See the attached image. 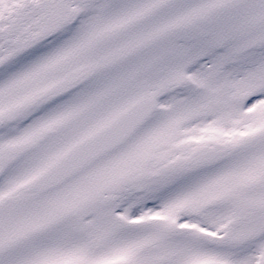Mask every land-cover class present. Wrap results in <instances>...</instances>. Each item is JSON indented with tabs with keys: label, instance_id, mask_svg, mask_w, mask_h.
<instances>
[{
	"label": "snow or ice",
	"instance_id": "obj_1",
	"mask_svg": "<svg viewBox=\"0 0 264 264\" xmlns=\"http://www.w3.org/2000/svg\"><path fill=\"white\" fill-rule=\"evenodd\" d=\"M0 264H264V0H0Z\"/></svg>",
	"mask_w": 264,
	"mask_h": 264
}]
</instances>
